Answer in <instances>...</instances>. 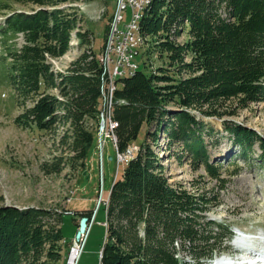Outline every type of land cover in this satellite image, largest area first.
<instances>
[{
  "label": "trees",
  "instance_id": "obj_1",
  "mask_svg": "<svg viewBox=\"0 0 264 264\" xmlns=\"http://www.w3.org/2000/svg\"><path fill=\"white\" fill-rule=\"evenodd\" d=\"M8 1L53 8L14 13L0 28L1 76L14 90V98L25 104L32 97H42L17 119V124L40 130L54 129L62 122L69 125L73 157L81 161V172L86 177L90 151L99 135L103 101L105 104L102 65L93 52L90 61L85 55L64 82L59 83L63 101L51 95L43 97L42 91V87L57 85L46 55L58 58L66 51L70 33L77 23L74 7H57L74 0ZM151 5L140 23L147 44L149 39H154L159 52L171 53L169 58L173 62L182 61L181 52L191 53L193 58L188 67L205 72V83L220 81L232 86L220 92L221 96L237 92L254 101L264 100V0H153ZM223 10L227 17L223 16ZM186 26L189 40L182 46L176 45L171 40L173 34L180 36ZM20 34L25 44L18 49L9 42ZM80 36L84 44L86 38ZM229 50H238V53ZM158 82L167 85L157 86ZM198 86L192 80L147 75L140 69L132 77L119 79L113 113L119 123L115 130L119 152L124 153L133 145L144 122L154 124L157 130L167 134L170 145H185L194 160L201 159L208 173L218 179V168L209 163L201 135L205 124L189 111L210 102L207 94L195 92ZM170 103L176 105L175 111L167 109ZM59 111L63 114L54 115ZM202 113L217 115L216 112ZM88 118L95 121L96 129L86 128ZM225 130L244 158H251L258 143L261 150L258 160L264 164L262 137L240 126H227ZM156 160L145 141L138 155L126 165L122 178L113 182L104 207L106 236L102 264H190L178 256L175 247L178 240L183 250L189 244L195 264H209L226 250L223 241L232 240V227L214 221L200 223L199 213L204 207L200 206L199 197L171 189L155 174ZM79 214L81 218H89V222L93 216L91 211L74 215ZM163 215L168 217L159 222ZM49 217V213L36 209L0 208V264H32L40 260L47 238L57 243L64 241L62 228L57 230L52 225L45 229V220ZM59 219L61 222L62 216ZM210 226H217L218 231H209ZM159 231L164 234L162 240L157 236ZM160 240L168 245L157 247ZM54 254V261L44 264H60L58 251Z\"/></svg>",
  "mask_w": 264,
  "mask_h": 264
},
{
  "label": "rangeland",
  "instance_id": "obj_2",
  "mask_svg": "<svg viewBox=\"0 0 264 264\" xmlns=\"http://www.w3.org/2000/svg\"><path fill=\"white\" fill-rule=\"evenodd\" d=\"M117 4L118 0L92 2L74 0L66 1L57 7H74L77 23L70 33L66 51L58 58L46 55L57 85L48 89L42 87L45 93L43 97L51 95L63 101L60 84L85 55L89 56L87 61H90L92 52L103 67V80L105 53ZM39 9L53 8L0 0V28L14 13H33ZM222 14L227 17L224 10ZM124 16L125 22L130 21L131 9L126 11ZM187 29L188 26L180 36L173 34L171 40L176 45H184L189 40ZM80 34L86 38L84 44H81ZM144 38L145 46L148 39L145 36ZM9 43L16 44L20 49L25 44L24 36L20 34ZM144 46L136 58L140 66L136 72L140 69L147 75L192 80L195 85H199L195 92L207 94L210 102L201 103L202 106L193 107L189 111L198 121L205 124L201 135L210 157L209 163L218 168L219 178L216 179L208 173L201 159L194 160L185 145L182 143L170 145L167 134L157 130L154 124L144 122L138 139L128 149L133 150L135 158L146 141L157 158L155 174L162 177L174 191L179 193L185 191L199 197V204L204 207L199 213L200 223L214 221L228 225L233 228L232 239L235 236L234 232L241 231L246 235L243 237L244 244L247 246L258 244L264 240V164L258 160L261 150L256 143L250 159L240 156L239 147L233 144V138L225 128L240 126L256 132L264 139V100L254 101L237 92L221 96L220 92L229 90L232 86L220 84V81L207 80L212 83H205V72L188 67L193 58L191 53L181 52L182 61L173 62L169 58L171 53L159 52L154 39H149L148 44ZM1 51L0 43V54ZM228 52L237 54L238 50ZM220 60L222 61V58ZM235 62L237 63L236 58ZM156 85L165 86L167 83L158 82ZM102 94L105 98L103 87ZM14 95V90L7 86L0 70V208L45 211L50 214L45 220V229L52 225L57 230L62 228L64 241L57 243L47 238L40 260L33 262L31 258L32 264L54 261L56 251L61 257L60 264L65 261L66 264H70L71 252L79 231L78 223L81 220L80 214L78 216L74 214L93 212V221L76 264H99V254L101 258L106 236V223L103 224L106 221L104 207L109 200L113 182L122 178L128 163L119 164L117 148L112 139H106L104 148L101 149L99 127V135H96L95 144L90 151L88 174L85 177L86 173L81 172V161L73 157V138L68 132L69 125L62 122L51 130L19 126L17 119L42 97H32L23 104L14 98ZM167 109L175 111L177 107L170 103ZM103 110L104 101L100 113L101 120ZM202 112H216L217 115L206 116ZM60 114L63 112L59 111L54 115ZM85 126L88 130L97 127L95 121L89 118ZM149 133L152 136H148ZM167 217L163 215L159 222ZM204 217L206 219H203ZM208 229L215 233L218 231L217 226H210ZM157 236L162 240L164 234L159 231ZM161 240L157 247L168 245L166 241ZM79 243L82 246V241ZM232 243V240L223 241L226 250L221 252L225 255L237 254L233 259L235 262L229 261V264H240L238 262L243 259L239 257L240 252ZM175 247L180 258L195 264L190 256L188 243L183 250L182 242L178 240ZM216 258L218 260L222 257L218 255ZM216 258L213 260L214 263L217 261Z\"/></svg>",
  "mask_w": 264,
  "mask_h": 264
},
{
  "label": "built area",
  "instance_id": "obj_3",
  "mask_svg": "<svg viewBox=\"0 0 264 264\" xmlns=\"http://www.w3.org/2000/svg\"><path fill=\"white\" fill-rule=\"evenodd\" d=\"M144 1L146 0H118L105 53L102 82L103 93L105 94L102 119L105 120V128L101 132V139L103 140V145L106 139L113 140L117 148V161L119 164L129 163L130 158H134V154L132 149H128L124 153H120L118 150L115 130L119 127V123L113 116L114 97L118 89L120 72L140 68L136 62L139 53H135V45H137L135 44V30L136 26H138L140 9ZM129 9H131V19L125 22L124 13ZM99 260V264H101L100 254Z\"/></svg>",
  "mask_w": 264,
  "mask_h": 264
},
{
  "label": "bare ground",
  "instance_id": "obj_4",
  "mask_svg": "<svg viewBox=\"0 0 264 264\" xmlns=\"http://www.w3.org/2000/svg\"><path fill=\"white\" fill-rule=\"evenodd\" d=\"M153 0H146L142 3L141 9H140V19L138 21V26H136V30H135V53H139V50L142 49V46H144L145 44V38L144 35L142 33V28H141V21L145 16L146 11H148L149 7H151ZM137 68L131 69L129 71H123L120 72L119 74V79L121 78H128V77H132L133 74L136 72ZM104 114V113H103ZM102 114V117H103ZM237 237L235 238L234 242L232 243L233 247L240 252V256L243 260L239 261L238 263L240 264H264V246L260 245V244H256L254 246H247L246 244H244V235L237 233ZM246 242V241H245ZM255 244V243H254ZM239 245V246H238ZM76 246V248H74ZM72 252H71V259H70V264H76L77 260L80 257L81 254V246L80 243H76L74 245ZM102 253V252H101ZM253 255V256H252ZM221 259L216 258V262L214 263V261L211 264H229L232 260L227 257L222 255ZM225 258V259H224ZM101 260H102V255H101ZM230 261V262H229ZM233 263V262H232ZM102 264V262H101Z\"/></svg>",
  "mask_w": 264,
  "mask_h": 264
},
{
  "label": "water",
  "instance_id": "obj_5",
  "mask_svg": "<svg viewBox=\"0 0 264 264\" xmlns=\"http://www.w3.org/2000/svg\"><path fill=\"white\" fill-rule=\"evenodd\" d=\"M105 128V120L102 119L101 120V123H100V141H101V149H103V143H102V139H101V132L104 130ZM113 158L111 157L110 160H112ZM92 219L91 221L89 222V218L87 217H83L81 218L80 222H79V231L77 233V237H76V242H79L81 241L82 239V250H83V247H84V243H85V240L87 238V235L89 233V229H90V226L92 224ZM81 250V251H82ZM70 263V261H69Z\"/></svg>",
  "mask_w": 264,
  "mask_h": 264
}]
</instances>
